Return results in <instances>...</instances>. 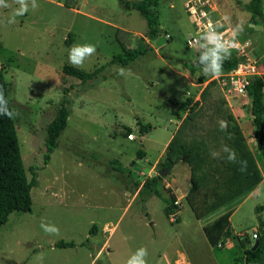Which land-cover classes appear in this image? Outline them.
<instances>
[{
	"label": "rangeland",
	"instance_id": "rangeland-1",
	"mask_svg": "<svg viewBox=\"0 0 264 264\" xmlns=\"http://www.w3.org/2000/svg\"><path fill=\"white\" fill-rule=\"evenodd\" d=\"M248 1L159 0L151 9L160 32L149 39L141 14L119 0H36L39 7L13 23L19 4L5 0L0 70L26 175L30 179L36 167V185L31 211H13L0 226V264H127L141 247L147 264H233L254 244L264 233V159L250 101L228 93L221 75H205L196 64L210 23L234 45L228 58L240 61L235 45L242 47L257 75L264 74V19L243 9ZM261 8L264 13V0ZM191 37L198 39L193 46L186 44ZM83 44L96 52L78 68H102L81 83L65 77L62 67L72 65L71 47ZM141 45L146 54L127 66L109 62ZM63 86H71L69 115L44 163L46 127ZM188 98L198 101L190 113L178 108ZM225 147L234 150L235 161ZM175 160L153 192L139 193L146 179ZM119 165L130 178L114 169ZM235 169L249 189L231 192L218 206L215 199ZM170 193L178 202L166 217ZM42 221L59 234L46 233ZM58 240L75 246L55 247Z\"/></svg>",
	"mask_w": 264,
	"mask_h": 264
},
{
	"label": "trees",
	"instance_id": "trees-1",
	"mask_svg": "<svg viewBox=\"0 0 264 264\" xmlns=\"http://www.w3.org/2000/svg\"><path fill=\"white\" fill-rule=\"evenodd\" d=\"M159 0H139V1H128L119 0L120 4L125 8H132L138 11L144 18L146 23V36L149 39H154L160 32V25L158 15L151 8L156 6ZM262 0H249L243 4V9L251 14L253 18L264 19V13L261 8ZM147 47L141 45L138 48L128 49L125 48L123 51L113 55L110 59V63L127 66L136 58L145 55ZM238 61L233 58H227L223 63V69L229 71L233 68ZM102 67L93 69L92 71H85L78 67H74L69 64H65L62 67V74L65 77H71L78 79L79 82L84 83L88 80L96 78L100 73ZM0 87L3 88L5 99L8 101V108L12 111L9 103V97L7 92V83L4 78L2 71L0 70ZM262 77L253 76L249 79L247 84V95L250 101L249 111L252 116V122L254 125V136L256 139L257 147L264 159V131L262 130L263 123L262 118L264 115V103L261 93ZM70 87L63 86V97L59 108L56 110L54 117L47 124L46 127V138H45V152H44V163L48 160L51 152L57 145V138L64 130L66 121L69 115L67 105L69 98L67 96ZM192 99L188 98L178 104L179 110L188 109V112H192L197 108L198 101L191 103ZM178 114V113H176ZM149 127H144V131H147ZM18 139L16 135V125L14 115L9 118L6 115H0V226L7 222L9 215L13 211L30 212L31 211V188L36 185V167L31 168L32 176L30 179L27 178L24 164L21 158L19 150ZM140 157L142 152L137 153ZM171 162L167 163L168 166ZM115 170L119 171L126 178H130V173H125L126 169L119 165L114 167ZM160 179L159 175L153 176L150 179H146L141 188L140 192L150 193L153 192V188ZM233 179H235L236 186H233ZM249 181H238L237 169L230 170L227 173V177L224 181L225 190L220 192L221 198L215 199V204L218 206L224 203L225 200L230 196V193L234 192L236 195L241 191L249 189ZM138 185V183H136ZM223 194V195H221ZM175 197L173 193H170L165 200L164 214L166 217L176 211L177 205L174 204ZM257 246L252 250V247L246 248L243 254L238 256L233 264H263L264 263V233L258 238ZM83 245V244H82ZM55 247H74V242H67L58 240L54 243Z\"/></svg>",
	"mask_w": 264,
	"mask_h": 264
},
{
	"label": "clouds",
	"instance_id": "clouds-1",
	"mask_svg": "<svg viewBox=\"0 0 264 264\" xmlns=\"http://www.w3.org/2000/svg\"><path fill=\"white\" fill-rule=\"evenodd\" d=\"M16 3L19 4V8L14 11L12 20L10 23L15 22L16 16H22L28 12L29 7L36 9L39 7L36 0H16ZM0 7H8V4L5 0H0ZM207 41L205 45L201 47L206 48L205 51L201 52L196 64L201 68V71L205 75L219 76L221 75L223 63L230 56V49L234 46L231 41L224 39L223 35L216 32L214 29H209L203 35ZM211 45V47H208ZM96 52L95 45L92 44H83V45H74L69 50V63L74 67H82L84 61L94 55ZM207 62V63H206ZM120 74L123 75L124 69H119ZM0 115H6L9 118H12L14 113L8 108V101L5 99L3 88L0 87ZM221 130L227 127L225 121L220 122ZM224 151L228 153V159L230 161H235L236 155L234 150H231L227 147L224 148ZM217 155L213 153V156ZM242 167L241 171L246 170V161L241 162ZM41 228L48 234H59V229L55 225H51L45 222H41ZM148 251L146 248L141 247L128 259L127 264H147L146 257Z\"/></svg>",
	"mask_w": 264,
	"mask_h": 264
},
{
	"label": "built area",
	"instance_id": "built-area-1",
	"mask_svg": "<svg viewBox=\"0 0 264 264\" xmlns=\"http://www.w3.org/2000/svg\"><path fill=\"white\" fill-rule=\"evenodd\" d=\"M209 29H213L212 25L208 23V25L204 26L203 30L206 32ZM223 35V34H222ZM224 39L228 40L224 35ZM198 39L196 37H191L186 41V44L189 46H193L197 43ZM236 49H239L240 54L243 56L240 61L236 63V65L231 68L229 71H226L225 73L221 74L220 76V82L223 84L224 87H226L228 93H230L233 96L240 97V98H246L247 95V84L251 77L257 75L254 61L251 60L244 49L242 47H238L235 45ZM258 76V75H257ZM262 87H261V93H262V99L264 103V74L262 76ZM263 127L262 130L264 131V115L262 118ZM128 139H133V134L129 133L127 135ZM178 201H174V204H177ZM175 212L171 214H175Z\"/></svg>",
	"mask_w": 264,
	"mask_h": 264
},
{
	"label": "water",
	"instance_id": "water-1",
	"mask_svg": "<svg viewBox=\"0 0 264 264\" xmlns=\"http://www.w3.org/2000/svg\"><path fill=\"white\" fill-rule=\"evenodd\" d=\"M177 162H178V160H175V161L171 162L167 167H165L162 170H160L158 172V175L159 176L165 175L174 166V164H176ZM257 244H258V240L256 239L254 244H253L252 250L257 246Z\"/></svg>",
	"mask_w": 264,
	"mask_h": 264
},
{
	"label": "crops",
	"instance_id": "crops-1",
	"mask_svg": "<svg viewBox=\"0 0 264 264\" xmlns=\"http://www.w3.org/2000/svg\"><path fill=\"white\" fill-rule=\"evenodd\" d=\"M246 99V98H245ZM247 99H248V97H247ZM171 137V136H170Z\"/></svg>",
	"mask_w": 264,
	"mask_h": 264
}]
</instances>
